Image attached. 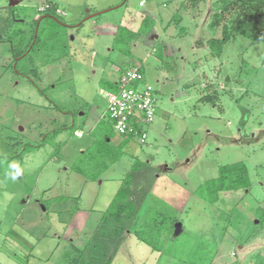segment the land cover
<instances>
[{
	"label": "rangeland",
	"instance_id": "1",
	"mask_svg": "<svg viewBox=\"0 0 264 264\" xmlns=\"http://www.w3.org/2000/svg\"><path fill=\"white\" fill-rule=\"evenodd\" d=\"M15 1L0 0L12 22L0 29V264L22 263L6 238L26 230L31 264L56 263L70 239L82 246L134 163L146 197L110 264H249L264 251V42L232 35L220 56L207 44L240 10L209 27L222 0ZM45 3L57 12L45 16ZM134 63L156 112L144 142L117 147L114 131L103 142L87 129L107 106L100 89L116 90L99 79ZM223 167L244 168L247 183L211 202L206 182Z\"/></svg>",
	"mask_w": 264,
	"mask_h": 264
},
{
	"label": "trees",
	"instance_id": "2",
	"mask_svg": "<svg viewBox=\"0 0 264 264\" xmlns=\"http://www.w3.org/2000/svg\"><path fill=\"white\" fill-rule=\"evenodd\" d=\"M258 8H263L264 10V0H239L233 2L232 0H222V5L216 8L209 27L219 25L221 18L230 16L233 9L234 11L239 9L240 12L236 15L233 23L230 25L224 23L222 25L221 38H211L207 41L213 55H221L225 43L232 35H239L252 41L261 38L264 42V34L262 32V29H264V19L258 20ZM44 11L47 12L45 16L54 15V12H57V7L55 4H52ZM10 28H12V22L9 20V17L0 14V29L5 30ZM35 86L41 90L37 84ZM203 99L209 102L213 101L211 94L205 95ZM102 121H99L95 132L100 131L101 140L103 142H109L110 140L107 141L106 139L111 138L113 128H103L101 126ZM62 129L59 128L53 131L54 135ZM45 139L46 137H44L41 143L34 146L28 145V147H38ZM128 141L129 139L127 138L121 139L117 147L125 145ZM16 156L19 157L18 154ZM114 159L117 160V156ZM136 168H138V165L134 163L131 172H128L122 179L109 205L102 212L95 229L86 237L83 245L77 246L73 242H69L59 257V264L60 262L62 264L111 263L118 246L123 240L122 234L130 231L127 230L124 221L133 220L138 205H141L145 201L146 191L144 187L135 184L136 181L134 180L133 172L137 170ZM246 183V170L244 168L223 167L220 169V176L206 182L205 190L207 198L211 202L216 201L219 198V193L228 190H237L241 185L245 186ZM249 264H264V251L255 254Z\"/></svg>",
	"mask_w": 264,
	"mask_h": 264
},
{
	"label": "built area",
	"instance_id": "3",
	"mask_svg": "<svg viewBox=\"0 0 264 264\" xmlns=\"http://www.w3.org/2000/svg\"><path fill=\"white\" fill-rule=\"evenodd\" d=\"M142 5V2H140ZM49 8L45 3L40 11ZM143 73L139 64L125 68L115 82L116 90L103 91L107 100L104 117L112 124L113 131L120 139L144 142L147 128L152 123L156 112L153 92L146 86L142 87ZM81 135V132L75 131Z\"/></svg>",
	"mask_w": 264,
	"mask_h": 264
},
{
	"label": "crops",
	"instance_id": "4",
	"mask_svg": "<svg viewBox=\"0 0 264 264\" xmlns=\"http://www.w3.org/2000/svg\"><path fill=\"white\" fill-rule=\"evenodd\" d=\"M58 9V8H57ZM60 10V9H59ZM98 13H96V15H97ZM91 16V15H90ZM80 25H81V23H80ZM72 26H74V24H72ZM135 64V63H134ZM126 67H122V68H107L108 70H107V78L109 79V80H106V79H104L103 80V78H101V79H99V81L98 82H103V83H106V84H108L109 86H112V85H115V82L117 81V79H118V74H120L124 69H125ZM95 72V71H94ZM37 88V87H36ZM38 89V88H37ZM101 90L102 89H100V93H101ZM82 100H83V97H82ZM85 101V103L86 104H89V100L88 101H86V100H84ZM91 103V102H90ZM90 105V104H89ZM89 107V110L91 109L90 108V106H88ZM95 108L100 112V106L98 105V104H96L95 105ZM104 112H105V110H103L101 113H100V115H99V119H97L88 129H87V132L89 133V134H92L95 130H96V128H97V125L99 124V121H101L100 120V118H102L103 116H104ZM66 113H68V112H66ZM85 124V123H84ZM72 126L74 125V120L72 119V124H71ZM85 126V125H84ZM84 128L85 127H77L76 129H74V132H73V135L74 136H76V137H83L84 136V132H83V130H84ZM61 131V130H60ZM59 131V132H60ZM75 131H78V132H81L82 134L79 136V135H77V134H75ZM100 132V131H99ZM58 134V133H57ZM111 138H112V136H111ZM111 138L110 139H106L107 141L108 140H110L111 141ZM44 139V138H43ZM42 139V140H43ZM46 140V139H45ZM45 140L43 141V143L41 144V145H43L44 143H45ZM95 141V140H94ZM94 141L93 142H91V144H93L94 143ZM109 141V142H110ZM119 143H120V141H119ZM118 143V144H119ZM118 144H115L116 146L118 145ZM41 145H39V146H41ZM38 146V147H39ZM84 151L83 150H81V153H83ZM67 198H69V197H65V196H62V195H60V196H56L55 197V199H58V201L59 200H61V201H63V202H67V201H71V200H76V203H78V201L80 200V198H79V196H76V197H72L71 199H69V200H66ZM67 207V206H66ZM78 209H79V207L75 204L72 208H66L65 210V212H63V213H65V214H68L67 215V217H69V216H73L74 215V213L75 212H77L78 211ZM102 214V213H101ZM60 216V215H59ZM58 216V217H59ZM62 216V215H61ZM71 217H70V219H68V218H66V219H64V221L63 220H61V222L63 221V223H65V222H67L68 224H70V222H71ZM100 218V217H99ZM59 220V219H58ZM99 221V220H98ZM29 231H31V232H33L32 230H29ZM28 230H26V237H29V239H27V238H23L22 240L21 239H18V238H16V237H12L11 235L10 236H7V238H6V240H7V247H9L11 250H13L14 252H19V248L20 247H22V248H24V255L22 256V263L21 264H31V262L33 261V259L35 258L34 257V255H33V252L36 250V247L38 246V241H33L34 240V238H33V233H31V232H29ZM76 233H78V232H76ZM89 235V234H88ZM87 235V236H88ZM69 242H73L75 245H77V246H81V245H78V244H76L75 242H74V240L73 239H70V241ZM84 243V242H83ZM69 244V243H68ZM68 246V245H67ZM16 256V255H15ZM50 256H52V254L50 255ZM49 256V257H50ZM49 257L47 258V260H49ZM60 257V256H59ZM59 257L56 259V263H54V264H59V262H58V260H59ZM10 264H18V263H16V262H14V261H10ZM60 264H62L61 262H60Z\"/></svg>",
	"mask_w": 264,
	"mask_h": 264
},
{
	"label": "clouds",
	"instance_id": "5",
	"mask_svg": "<svg viewBox=\"0 0 264 264\" xmlns=\"http://www.w3.org/2000/svg\"><path fill=\"white\" fill-rule=\"evenodd\" d=\"M10 168L13 170L9 173L10 179L16 180L18 176L22 175L23 170L17 164H11Z\"/></svg>",
	"mask_w": 264,
	"mask_h": 264
},
{
	"label": "water",
	"instance_id": "6",
	"mask_svg": "<svg viewBox=\"0 0 264 264\" xmlns=\"http://www.w3.org/2000/svg\"><path fill=\"white\" fill-rule=\"evenodd\" d=\"M10 4H17L18 1H15V0H9Z\"/></svg>",
	"mask_w": 264,
	"mask_h": 264
}]
</instances>
